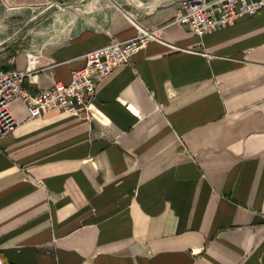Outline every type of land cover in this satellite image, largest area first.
<instances>
[{
  "label": "crops",
  "instance_id": "1",
  "mask_svg": "<svg viewBox=\"0 0 264 264\" xmlns=\"http://www.w3.org/2000/svg\"><path fill=\"white\" fill-rule=\"evenodd\" d=\"M2 1L8 34L11 8L53 0ZM182 3L82 0L59 8L79 11L72 30L0 46L35 93L89 49L165 24L98 83L91 117L10 102L0 264H264V8L200 36L173 20Z\"/></svg>",
  "mask_w": 264,
  "mask_h": 264
},
{
  "label": "built area",
  "instance_id": "2",
  "mask_svg": "<svg viewBox=\"0 0 264 264\" xmlns=\"http://www.w3.org/2000/svg\"><path fill=\"white\" fill-rule=\"evenodd\" d=\"M262 8L264 0H183L173 20L202 36L246 15L256 14ZM164 26H140L137 33L124 40L113 39L89 49L85 53L86 63L72 71L69 81L57 80L35 93L24 86L30 70L6 68L0 58V142L18 124L10 109V102L16 97L26 102L28 119L49 110L91 117L90 104L98 83L118 65L130 63L134 53L149 41L164 40Z\"/></svg>",
  "mask_w": 264,
  "mask_h": 264
},
{
  "label": "rangeland",
  "instance_id": "3",
  "mask_svg": "<svg viewBox=\"0 0 264 264\" xmlns=\"http://www.w3.org/2000/svg\"><path fill=\"white\" fill-rule=\"evenodd\" d=\"M58 1L63 2L68 0H53L47 6L41 7L26 6L11 8L10 15L7 18L10 20L11 26H9V32L6 34V6L0 0V46H3L7 41L15 40L19 35L23 36L24 41L21 43L17 41V46L27 45L33 40L38 30L42 27L49 30L52 23L56 24V20L62 19L64 21L62 24L63 34L72 30L77 20L83 19L76 17V15H79L77 9H59L60 7L68 6L59 5ZM60 35L62 34H60L59 30L51 31L48 32L47 39H54Z\"/></svg>",
  "mask_w": 264,
  "mask_h": 264
},
{
  "label": "water",
  "instance_id": "4",
  "mask_svg": "<svg viewBox=\"0 0 264 264\" xmlns=\"http://www.w3.org/2000/svg\"><path fill=\"white\" fill-rule=\"evenodd\" d=\"M81 1H82V0H71V1H63V2L58 1L57 3H58L59 5L69 6L70 4H73V3H75V2H81Z\"/></svg>",
  "mask_w": 264,
  "mask_h": 264
}]
</instances>
